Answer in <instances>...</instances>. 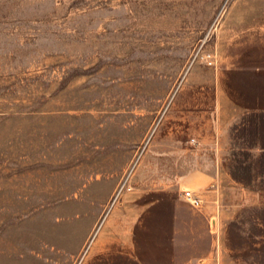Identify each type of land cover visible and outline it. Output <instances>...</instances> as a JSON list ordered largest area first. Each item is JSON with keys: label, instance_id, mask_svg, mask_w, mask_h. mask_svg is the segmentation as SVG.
Instances as JSON below:
<instances>
[{"label": "rangeland", "instance_id": "374dc122", "mask_svg": "<svg viewBox=\"0 0 264 264\" xmlns=\"http://www.w3.org/2000/svg\"><path fill=\"white\" fill-rule=\"evenodd\" d=\"M0 264H264V0H0Z\"/></svg>", "mask_w": 264, "mask_h": 264}, {"label": "built area", "instance_id": "2783aa9c", "mask_svg": "<svg viewBox=\"0 0 264 264\" xmlns=\"http://www.w3.org/2000/svg\"><path fill=\"white\" fill-rule=\"evenodd\" d=\"M135 164H136V163H135ZM135 164L133 165L131 171L133 170ZM131 171H130V172H131ZM126 182H127V181L125 180L124 183H123V184L121 185V187L119 188V190H118V192H117V194H116V196H115V200L117 199V197H118V196L120 195V193L122 192V190H123V188H124ZM182 197H183V199H184V200H185V201H186L191 207H193V208L198 209V208H200L201 205H202V201H201V199H200L198 196H196L193 192H191V191H189V190H184V191L182 192Z\"/></svg>", "mask_w": 264, "mask_h": 264}, {"label": "crops", "instance_id": "0c3cea01", "mask_svg": "<svg viewBox=\"0 0 264 264\" xmlns=\"http://www.w3.org/2000/svg\"><path fill=\"white\" fill-rule=\"evenodd\" d=\"M211 186H213V185H211ZM215 191V190H214ZM213 191V192H214ZM200 198L203 200V202H204V211H205V214H206V217L208 216V218H211V215L213 214V213H210V212H206V207H208L207 205H209V202L210 201H213V198H214V195H213V193H206L205 195H202V196H200Z\"/></svg>", "mask_w": 264, "mask_h": 264}]
</instances>
